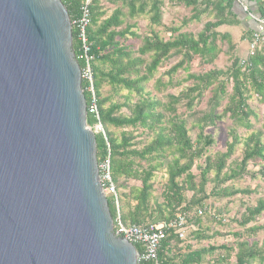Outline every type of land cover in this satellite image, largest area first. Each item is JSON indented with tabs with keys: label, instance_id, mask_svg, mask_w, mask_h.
<instances>
[{
	"label": "trees",
	"instance_id": "obj_1",
	"mask_svg": "<svg viewBox=\"0 0 264 264\" xmlns=\"http://www.w3.org/2000/svg\"><path fill=\"white\" fill-rule=\"evenodd\" d=\"M70 15L72 23L81 17V9L87 0H61ZM109 4L116 5V10L109 17L101 12V0H91V23L87 33L91 44L94 61L92 64L94 74V94L99 113L98 118L89 112L92 105V92L88 90V83L82 82V88L87 102L88 117L87 124L92 129L99 123L105 130V134H96L97 158L99 164L110 156L111 174L113 182L120 188H126L122 180H135L141 182V187H132L129 192L120 193L119 210L123 223L144 225L156 223L151 221L153 213L150 200L153 191L151 179L157 168L154 162L163 161L166 165L168 183L164 191L165 202L158 205L161 220H171L177 214H184L202 207L204 201L209 198L206 194L207 185L210 182L209 174L214 172V180L217 182L213 195L217 198L232 197L247 191L230 190L221 188L229 182L242 180L249 174L250 163H261V176L264 180V125L254 130L253 118L257 114L250 106V100L256 98L264 103V46L252 52L247 60L236 58L231 66L225 70H212L204 75L189 74L186 81H193L194 85L179 96L168 95L164 100L151 98L146 92L148 84L153 81L157 70L172 55H181V62L166 73L170 76L169 82L163 84L157 80L154 85L158 90L173 85V75L179 69L190 71L189 64L199 57L207 64H213L219 56L218 42H227L230 49H234L228 35H220L213 29L224 24L221 20L215 23H207L204 30L197 38L187 34H181L173 41H162L159 37L144 38L142 49L139 52L122 46L123 39L131 28L121 30L126 18L134 19L152 13L151 23L161 25L162 0H105ZM228 4L218 14L221 17L226 11L233 8L232 0H224ZM186 6L196 7L194 2H184ZM264 7V1H263ZM123 8L127 9V14ZM261 16L264 17V8H261ZM201 14H195L191 20L198 21ZM134 36L138 37L136 34ZM73 49L76 58L79 56L80 44L78 41V30L73 25ZM150 56V62L143 59ZM81 70L84 69L82 60L77 59ZM111 87L112 91L120 94L123 90L129 94H135L138 101L135 104L125 102L124 105L110 103L111 98L105 97L103 88ZM231 88V89H230ZM211 97L204 111L196 110L202 102L206 93ZM130 100V99H127ZM186 102V112L179 113L178 106ZM110 105L107 106V104ZM126 107L130 114H121L120 110ZM220 111L222 113H220ZM223 117H228L233 126L231 128L232 142L229 143L226 153L219 154L215 158L206 157L204 169H201L200 182L192 174V169L197 160L207 153V149L215 144L214 139L205 134L207 128L214 127ZM191 129L197 130L196 139L190 136ZM116 129H143L152 135V141L144 148L138 149L135 136L132 132H123L118 138L110 128ZM244 129L251 132L245 138L238 132ZM244 144L243 158L241 161H232L236 146ZM173 157V160H170ZM146 162V170L142 163ZM254 177L256 175H253ZM122 181V182H121ZM194 192L187 200L185 192ZM201 194V196H197ZM111 215L114 220L118 216V208L114 196L107 197ZM184 207L180 208L183 204ZM121 204V206H120ZM168 218L163 217L165 210ZM180 208V209H179ZM204 209V208H203ZM264 214V199L258 201L253 208H248L242 216L240 225L247 227L254 223L258 217ZM150 220V221H148ZM198 219L196 222H199ZM262 228H253L252 232ZM200 233H197L199 236ZM240 237L239 235H235ZM181 239L171 234L162 245L158 255V264H201L205 254L215 252L216 248L190 250L179 259L171 255L172 249L178 248ZM236 254V264H251L258 260L264 264V242L261 247L257 244L250 245L248 242L239 244ZM141 253V247L136 245ZM226 254L223 261L231 257L232 249L223 246L221 248ZM179 260V261H178ZM146 264H155L148 262Z\"/></svg>",
	"mask_w": 264,
	"mask_h": 264
},
{
	"label": "water",
	"instance_id": "obj_2",
	"mask_svg": "<svg viewBox=\"0 0 264 264\" xmlns=\"http://www.w3.org/2000/svg\"><path fill=\"white\" fill-rule=\"evenodd\" d=\"M61 0H0V264H137L114 235Z\"/></svg>",
	"mask_w": 264,
	"mask_h": 264
},
{
	"label": "rangeland",
	"instance_id": "obj_3",
	"mask_svg": "<svg viewBox=\"0 0 264 264\" xmlns=\"http://www.w3.org/2000/svg\"><path fill=\"white\" fill-rule=\"evenodd\" d=\"M100 7L102 8L101 12L104 11L106 13L105 17L111 16L117 8L116 5L109 4L107 2H100ZM123 9H125L123 10L124 13L127 14V9ZM161 15V25L158 26L151 23V18L153 16L152 13L138 16L134 19L126 18L121 30H126L128 27L131 29L128 31V34L120 40L121 45L133 50L134 52H139L143 46L142 40L148 37H159L162 41H173L181 34H187L197 38L204 30L206 20L210 19V17L206 15V20L204 21H193L191 20V14L180 5H163L161 7ZM133 34H136L138 37ZM250 41L251 37L247 33H244L243 37H237L236 42H233L235 44L233 47L234 49H230L226 42L219 41L218 47L220 53L213 64H207L205 61L201 60V58L195 57L188 65L190 69L189 73L185 72L182 68L179 69V71L173 75V85H170L167 88L162 87L161 90H158L154 83L157 80H162L163 84H167L170 76L166 75V73H168L171 68L178 65L182 60L181 55L174 54L157 70L155 78L148 84L146 92L150 94L151 98L164 101H167L165 98L168 95L179 96L182 92H186L194 85L193 81H186L189 74L199 76L207 74L212 70L225 71L231 66L234 59L239 58L244 61L247 60L251 53L254 52L250 49ZM263 46L264 43L260 46V48ZM143 59L146 60V62H150L149 55L144 56ZM103 94L105 97L109 96L111 98L110 103L124 105L127 101L131 104H135L138 101L135 94H129L126 90H123L120 94H116L109 86H105L103 88ZM210 97V93L207 92L202 102L198 104L196 110L204 111ZM110 103H108L107 106L110 105ZM185 104L186 102H183L178 106L180 114L186 112ZM250 106L257 114V119L253 118L252 120L255 126L254 130H258L264 125V103H260V101L256 98H253L250 100ZM120 113L129 115L130 111L126 107H123L120 110ZM220 113L222 112L220 111ZM232 126V121L228 117H223V119L217 122L214 127L206 129L205 134L214 139L215 144L207 149V153L202 159L197 160L191 171L197 178V182H200L201 169H204L205 158H215L219 154L226 153L229 143L232 142L230 132ZM189 129L191 138L195 140L197 130L191 129V125H189ZM92 131H94L95 134L102 133L96 126L92 128ZM110 131L118 138H120L121 134L125 131L130 133L132 132L135 136H137L136 143L139 150L148 145L153 138L149 132H145L141 128L136 130L132 128L116 129L112 127L110 128ZM238 132L245 138L250 135L251 132L255 131L238 129ZM102 134L106 135L105 133ZM243 149L244 144L236 146L235 155L229 162L230 164L232 161L239 162L242 160ZM173 159V157H170V160ZM162 162L163 161H156L153 163V165L157 168V171L154 172V176L151 179L153 191L150 200V207L151 211L154 213L152 219L150 220L156 223L164 221L159 219L161 214L158 209V205H163L165 202L164 191L168 183L166 165ZM141 165L145 170L148 167L146 162H143ZM262 166L263 165L259 162L250 163L248 167L249 174L242 180L229 182L223 185L221 188H228L230 190H233L234 188L235 190L249 192L226 198H217L213 195V190L216 187L217 182L214 180V172H211L209 174L210 182L206 188V194L209 198L204 201V209L202 207H195L186 213L187 230L185 238L181 239V244L178 248L172 249L171 255L177 256L179 259V257L188 254L189 251L193 249L208 250L209 248H216L217 250L215 252H208L205 254L201 264H236V254L239 251V244L248 242L250 245L257 244L261 247L264 242V214L261 217H258L254 223H250L247 227H242L240 223L246 210L248 208L255 207L259 200L264 199V180L260 175ZM253 175L256 176L254 177ZM122 181L121 182L125 184L124 186H126V188H120L119 192L117 190L118 196L120 193L129 192V189L132 187H141V182L139 181ZM193 193L194 192L192 191L185 192L187 200L192 197ZM197 196H201V194H197ZM186 204L187 203L183 204L180 208L184 207ZM162 208L165 210L164 206H162ZM164 212L165 214L163 217L168 218V211L165 210ZM198 219L200 221L196 222ZM256 227L262 229L252 232V229ZM197 233H200V235L197 236ZM235 235H239L240 237H236ZM223 246L233 250L231 252V257L227 261L222 260L225 258L226 254L223 250H221ZM251 264H260V262L255 260L252 261Z\"/></svg>",
	"mask_w": 264,
	"mask_h": 264
},
{
	"label": "built area",
	"instance_id": "obj_4",
	"mask_svg": "<svg viewBox=\"0 0 264 264\" xmlns=\"http://www.w3.org/2000/svg\"><path fill=\"white\" fill-rule=\"evenodd\" d=\"M243 5V0H234ZM90 2L87 0L81 9V17L72 23L78 30V41L80 44L79 56L77 59L82 60L84 69L82 70V80L88 83V90L92 92V105L89 112L94 114L99 120L98 108L96 105V97L94 94V74L92 64L94 57L91 55L92 49L88 37V27L91 23ZM245 10H247L245 8ZM257 30L252 34L250 41L251 51H256L264 43V17L256 18ZM102 133L104 129L99 123L97 126ZM100 181L106 196H114L115 203L118 208L117 219L114 220L113 232L118 238H124L135 247H141V253L138 252L137 264H146L153 262L158 264L159 251L162 248L163 242L173 233L180 239H184L187 230V215L177 214L175 218L166 220L160 223H148L144 225H134L123 223L119 210V199L117 186L113 182L111 174L110 156L99 164Z\"/></svg>",
	"mask_w": 264,
	"mask_h": 264
},
{
	"label": "crops",
	"instance_id": "obj_5",
	"mask_svg": "<svg viewBox=\"0 0 264 264\" xmlns=\"http://www.w3.org/2000/svg\"><path fill=\"white\" fill-rule=\"evenodd\" d=\"M168 1V2H167ZM162 0L163 5H180L184 7L193 17L196 13L200 15L198 21L206 20L205 16H209L210 19L206 20L205 26L207 23H215L223 21L224 24L220 25L213 29L220 35H228L230 37L232 46L236 42L237 37H243L244 33H247L252 36V34L257 30V23L254 17L260 18L261 8L263 7L264 0H243V5L232 0L233 8L231 11H226L221 17L219 11L221 12L222 8L225 7L228 2H223L224 0ZM194 2L196 7H188L184 2ZM101 2H106L101 0ZM245 8L247 10H245ZM191 17V18H192ZM205 28V27H204ZM236 38V39H235ZM221 41V40H220ZM227 43V42H226ZM228 44V43H227ZM229 45V44H228ZM194 250V249H193Z\"/></svg>",
	"mask_w": 264,
	"mask_h": 264
}]
</instances>
